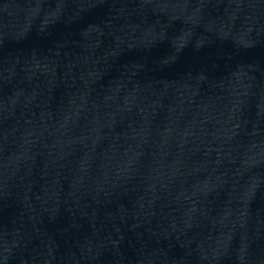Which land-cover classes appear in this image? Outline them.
I'll use <instances>...</instances> for the list:
<instances>
[{
	"label": "water",
	"instance_id": "water-1",
	"mask_svg": "<svg viewBox=\"0 0 264 264\" xmlns=\"http://www.w3.org/2000/svg\"><path fill=\"white\" fill-rule=\"evenodd\" d=\"M0 264H264V0H0Z\"/></svg>",
	"mask_w": 264,
	"mask_h": 264
}]
</instances>
